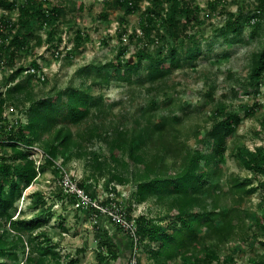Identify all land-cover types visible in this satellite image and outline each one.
Here are the masks:
<instances>
[{
	"label": "trees",
	"instance_id": "16d2710c",
	"mask_svg": "<svg viewBox=\"0 0 264 264\" xmlns=\"http://www.w3.org/2000/svg\"><path fill=\"white\" fill-rule=\"evenodd\" d=\"M115 2L130 13L140 0ZM219 3L220 0L208 1L212 10ZM0 8L17 12L14 19L0 14V67L12 70L15 61L29 50L34 52L42 44L57 47L62 40V30L58 29L65 6H46L45 0H0ZM77 8L82 9L80 3ZM200 11L193 1L149 0L138 29L127 33L124 27L118 33L122 44L131 37L140 45L131 55L133 59H124L126 47L119 46L114 60L92 69L94 74L85 71L78 85L64 88L52 85L46 92L34 91L31 81L35 73L30 69L41 70L35 57L28 67L19 64L0 83V264H46V252L56 256L54 243L47 236L42 237L48 242L43 246L37 240L38 234H33L47 218L14 217L13 207L20 197L21 184L32 183L58 156L64 159L83 156L86 146L94 140L102 142L107 152L104 169L98 163V154H93L95 169L107 174L103 185L106 197L100 203L109 204L112 200L123 208L128 219L133 202L153 199L160 207V214L155 217L144 214L133 217L140 247L148 244L155 264H168L176 258L184 264H218L212 246L255 238L257 233L248 234L252 225L264 233V211L254 214L246 203L259 186L264 190L261 178L264 151L234 148L238 162L251 171L252 177H226L224 166L228 141L243 116L252 114L253 107H245L244 115H240L225 101L214 99L216 87L208 80L209 72L196 69L195 63L204 59V52L213 47L207 41L205 46L201 44L202 33L191 32L193 25L202 21ZM224 12L226 21L214 33L226 41H241L247 25L251 26V35L257 34L264 17V0L251 5L242 0L235 13ZM37 28L46 30L45 38ZM167 38L164 45H159V40ZM86 39L87 33L75 29L74 46ZM153 45L157 47L150 48ZM188 73L196 80L204 78L205 89L194 106L178 94L174 84L178 75L185 74L187 78ZM133 74H137L134 79ZM247 75L249 81L245 85L254 89L264 82V40L250 53ZM110 81L125 83L124 98L107 103L101 93L94 94L93 85ZM133 83L138 87L137 98H133ZM6 101L19 106L24 123L2 115ZM194 114L199 116L197 121H193ZM261 122L264 126V120ZM34 144L43 147L47 155L38 166L27 149ZM4 147L10 148V152L3 153ZM129 167L131 172L124 176L122 171ZM76 182L90 197L97 196L95 188L90 189L84 180ZM114 183L134 186L126 201L116 200L118 190ZM66 195L72 201L77 200L75 195ZM83 210L97 219L105 218L95 207ZM250 215L253 217L247 225ZM106 219L121 230L111 216ZM39 233L44 234L45 230ZM103 233L107 237L108 229H103ZM124 235L131 250L130 237ZM33 240H36L34 249L26 254L25 245ZM259 242L261 251L254 254V264H264V240ZM101 252L106 259L115 261L121 248L110 236ZM54 264H61L60 260Z\"/></svg>",
	"mask_w": 264,
	"mask_h": 264
},
{
	"label": "rangeland",
	"instance_id": "374dc122",
	"mask_svg": "<svg viewBox=\"0 0 264 264\" xmlns=\"http://www.w3.org/2000/svg\"><path fill=\"white\" fill-rule=\"evenodd\" d=\"M193 1L201 8L199 25L194 24L191 32L202 33L204 38L201 44L205 42L212 44L210 51L204 52V59L198 60L196 69L207 70L209 72L208 80L214 82V99H221L232 108L244 115L245 107H253L252 114L243 116L235 135L228 141V149L225 153V175H238L239 177H252L250 170L244 168L234 155L235 147H244L247 150L264 151V126L261 120H264V82L257 89L245 85L248 83V66L251 51L257 49L264 40V17L260 21V28L256 35H251V26H245L241 41L230 42L223 40V37L217 31L224 24L227 18L225 10L235 13L238 4L242 0H220L215 10L210 9L209 0H187ZM256 0H243L244 3L251 5ZM82 6L78 9L77 6ZM149 4V0H140L137 8L130 13L125 12V7L120 6L115 0H45V5H61L66 7V12L62 23L59 25L62 40L57 47L42 44L35 47L34 52H27L20 59L15 61L12 70L19 64L30 65L33 57L41 65V70L34 71L35 79L31 81L34 91L46 92L52 85L57 87H66L67 85H78L86 74L85 71L98 67L106 61L114 60L118 55L119 46L125 45L126 51L123 58L128 61L133 58L131 55L140 46L136 39L127 38L124 44L118 38V33L125 27L127 33H132L138 29L140 20L144 15V10ZM167 6V5H165ZM0 14H8L11 19L16 17V10L8 12L0 8ZM82 29L88 35L78 46H74L73 35L75 29ZM37 32L45 38L46 30L38 29ZM169 39L159 40V45L167 42ZM157 47V46H156ZM154 45L150 48L155 49ZM57 51V52H56ZM59 52V53H58ZM194 69V68H193ZM192 69V70H193ZM6 66L0 67V83L8 77L12 71ZM230 73V74H229ZM88 75L87 78L90 76ZM178 75L176 77L175 89L183 99L194 106L200 101L201 94L205 89L203 86V77L194 79L193 74L188 73V77ZM23 76V75H22ZM137 74L132 75L134 79ZM37 78L40 79L37 80ZM6 81V80H5ZM125 83L122 81H110L107 84L97 83L93 85L94 94H102L107 103L117 99L124 98ZM133 98H137V84L131 85ZM200 109V107H198ZM2 115L10 121L20 120L24 123V114H21L19 106L10 101H6L3 106ZM194 114L193 121H197ZM191 141V140H190ZM192 142V141H191ZM28 152L34 158L35 164L43 163L47 156L43 147L34 144L28 147ZM86 152L81 157H70L64 159L60 156L54 158V164H47L30 184H21L22 191L20 197L14 204V217L30 219L33 217H45L46 223L40 228L34 230V235L38 234V239L45 246L48 242L42 237L47 236L54 243L53 250L56 256L46 252V264H54L60 260L61 264H125L129 259V250L126 248L121 254L123 260L115 262L106 259L101 252V247L110 236H123L122 230L116 229L110 225L105 218H95L93 215H87L77 200L69 199L61 185V179L72 177L77 181L84 180L90 189L95 188L96 198L105 197L104 181L107 177L105 171H97L93 164V154H98V160L102 164L106 163L107 155L105 146L102 142L94 140L85 148ZM3 153L10 152V148L4 147ZM2 152L0 151V154ZM132 168L129 167L122 171L124 176L129 175ZM103 173V174H102ZM264 179V174L261 177ZM118 190L115 195L116 200L126 201L129 192L134 191V186L129 184L114 183ZM60 190V192H58ZM246 203L250 211L254 214L264 211V190L258 187L247 199ZM126 205V204H125ZM132 216L144 214L149 217H155L160 214V207L153 199L146 202L132 204ZM250 215L247 219L249 225ZM167 218L165 219V222ZM108 229V236L103 233V229ZM45 230L40 234V230ZM256 226L248 229V234L257 233L255 238L248 237L245 242L239 240H230L226 243L212 246L216 252V261L218 264H254L253 256L261 251L260 240H264V233ZM261 233V234H260ZM125 236V235H124ZM33 242L25 245V253L31 254L34 249ZM153 246V245H152ZM148 249V244L144 243L139 248V264H155ZM129 253V254H128ZM231 256V257H229ZM121 261V262H120ZM168 264H184L180 258L168 262Z\"/></svg>",
	"mask_w": 264,
	"mask_h": 264
},
{
	"label": "built area",
	"instance_id": "2783aa9c",
	"mask_svg": "<svg viewBox=\"0 0 264 264\" xmlns=\"http://www.w3.org/2000/svg\"><path fill=\"white\" fill-rule=\"evenodd\" d=\"M33 68L30 69V72H34ZM34 146V145H33ZM31 147V146H29ZM61 185L64 189V192L67 194L75 195L77 198V204H80L82 208L87 207H95L105 216H111V218L118 224L122 231L127 233L130 237L132 248L130 250L128 264H139L138 256H139V248H140V240L139 236L136 232V227L134 224L133 217L128 219L125 215V212L121 206H118L112 200L109 204L100 203L101 200H104L105 197L98 199L96 197H90L82 188L78 187L77 182L72 177H65V179H61ZM110 196H113L109 193ZM95 215H93L94 217Z\"/></svg>",
	"mask_w": 264,
	"mask_h": 264
},
{
	"label": "crops",
	"instance_id": "0c3cea01",
	"mask_svg": "<svg viewBox=\"0 0 264 264\" xmlns=\"http://www.w3.org/2000/svg\"><path fill=\"white\" fill-rule=\"evenodd\" d=\"M112 237L117 240V242H118V244L120 245V248H121L120 256H119V258L117 260H115V262H118L119 260H123L124 259L123 256H121V254L124 252V250L126 248H128V250L130 252L129 242H128V239L124 235L123 236H118V237H114V236H112ZM125 264H128V258L126 259Z\"/></svg>",
	"mask_w": 264,
	"mask_h": 264
}]
</instances>
